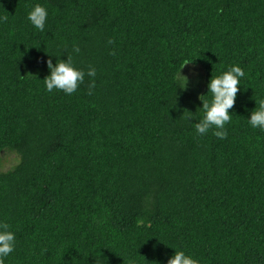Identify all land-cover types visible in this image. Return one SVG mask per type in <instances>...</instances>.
<instances>
[{
	"label": "trees",
	"instance_id": "16d2710c",
	"mask_svg": "<svg viewBox=\"0 0 264 264\" xmlns=\"http://www.w3.org/2000/svg\"><path fill=\"white\" fill-rule=\"evenodd\" d=\"M68 56L84 82L47 91V61ZM232 66L245 76L227 138L200 135V97ZM261 100L264 0H0L5 264H167L175 250L264 264V130L249 123Z\"/></svg>",
	"mask_w": 264,
	"mask_h": 264
},
{
	"label": "clouds",
	"instance_id": "9594fccd",
	"mask_svg": "<svg viewBox=\"0 0 264 264\" xmlns=\"http://www.w3.org/2000/svg\"><path fill=\"white\" fill-rule=\"evenodd\" d=\"M48 13L41 5L37 4L29 13L28 19L35 28L40 31L44 30ZM7 21V17H3ZM114 43V41H109ZM74 51L79 52V48L74 46ZM47 66L50 69V75L44 78L47 91L52 92L54 89L63 91L66 94H73L79 86L84 82L85 72L77 70L72 59L68 56L67 61L59 60L53 66L52 60L47 61ZM87 75L95 77L96 71L94 68H89ZM245 76V72L239 66H232L222 75L212 77L208 84V92H211L213 99L211 103L200 97L204 112L203 118L199 123L195 124L196 131L200 135H205L210 129L215 128L213 135L220 139L227 138L225 125L232 119L230 109L234 108L235 100L240 91V78ZM177 79L180 82V89H186L188 85V77L178 73ZM89 94H92V89L95 87L94 80L89 84ZM187 118L193 116V113L187 109ZM183 114V115H184ZM249 123L253 128L264 130V100L259 101V109L251 113ZM10 226L7 223H0V264H5L4 258L10 255L15 250V234L9 230ZM167 264H199V262L184 251H176L175 254L168 260Z\"/></svg>",
	"mask_w": 264,
	"mask_h": 264
},
{
	"label": "rangeland",
	"instance_id": "374dc122",
	"mask_svg": "<svg viewBox=\"0 0 264 264\" xmlns=\"http://www.w3.org/2000/svg\"><path fill=\"white\" fill-rule=\"evenodd\" d=\"M16 162H17L16 155L14 153L8 152L4 158V161H3L4 169L7 170V169L11 168Z\"/></svg>",
	"mask_w": 264,
	"mask_h": 264
}]
</instances>
